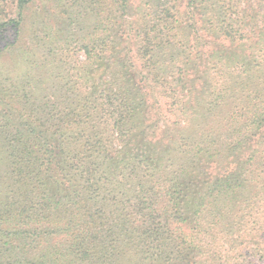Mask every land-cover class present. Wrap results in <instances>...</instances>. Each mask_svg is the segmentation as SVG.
<instances>
[{
  "label": "trees",
  "instance_id": "16d2710c",
  "mask_svg": "<svg viewBox=\"0 0 264 264\" xmlns=\"http://www.w3.org/2000/svg\"><path fill=\"white\" fill-rule=\"evenodd\" d=\"M0 264H264V0H0Z\"/></svg>",
  "mask_w": 264,
  "mask_h": 264
}]
</instances>
